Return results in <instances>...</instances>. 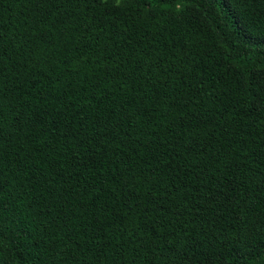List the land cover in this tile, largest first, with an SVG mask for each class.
Returning <instances> with one entry per match:
<instances>
[{
	"label": "trees",
	"instance_id": "16d2710c",
	"mask_svg": "<svg viewBox=\"0 0 264 264\" xmlns=\"http://www.w3.org/2000/svg\"><path fill=\"white\" fill-rule=\"evenodd\" d=\"M0 264H264V0H0Z\"/></svg>",
	"mask_w": 264,
	"mask_h": 264
}]
</instances>
